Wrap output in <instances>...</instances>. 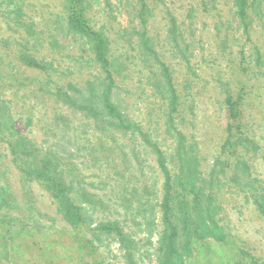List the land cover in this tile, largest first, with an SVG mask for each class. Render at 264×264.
<instances>
[{
	"label": "rangeland",
	"instance_id": "1",
	"mask_svg": "<svg viewBox=\"0 0 264 264\" xmlns=\"http://www.w3.org/2000/svg\"><path fill=\"white\" fill-rule=\"evenodd\" d=\"M89 2L92 22L107 33L116 61L114 100L160 143L169 167L174 164V132L161 96L163 74L139 43V11L146 37L177 90L175 127L195 148L202 171L210 168L226 137L225 95L241 90L243 131L258 149L255 154L245 152L250 154L252 175L264 186V0H249L247 30L235 15L234 0ZM24 10L37 31V42L28 47L43 58L48 71L21 66L15 58L18 38L0 24V40L9 43H0V85L18 129L36 147L51 148L67 160L66 175L75 189L83 187L103 201L88 212L93 227L100 221H118L137 242L134 262L157 264L160 216L156 208L152 213L142 206L150 217L147 222L135 210L138 197L143 195L142 202L150 205L160 197L162 177L153 155L139 140L94 130L57 103L51 95L55 87L96 80L98 69L90 50L67 30L59 0H24ZM172 22L174 35L168 33ZM11 70L16 80L12 83ZM21 115L29 119L27 127L18 121ZM10 160L0 142V187L5 189L1 213L7 214L0 222V264H125L113 237H104L102 243L94 239L92 247L82 248L80 239L93 236L69 228L47 192L37 182H24ZM224 199L232 233L248 253L264 258V222L234 190ZM221 251L203 250L188 264H235L238 252L230 247Z\"/></svg>",
	"mask_w": 264,
	"mask_h": 264
},
{
	"label": "trees",
	"instance_id": "2",
	"mask_svg": "<svg viewBox=\"0 0 264 264\" xmlns=\"http://www.w3.org/2000/svg\"><path fill=\"white\" fill-rule=\"evenodd\" d=\"M59 1L67 30L90 50L99 77L93 81L88 80L81 86L71 82L65 86H57L51 95L58 104L79 114L94 130L121 133L123 137L137 139L153 155L162 177L160 197L154 205H150L148 200L142 202L143 195L138 197L139 205L135 210L136 216L147 222L150 217L143 214L146 211H142V206L150 207L152 213L156 208V213L160 216L155 248L157 264H188L203 250L206 254L218 251L221 255L224 247L238 252L234 255L235 264H264V258L248 253L238 237L232 233L229 214L225 209L224 196L232 189L250 203L264 222V186L252 175L248 158L250 154L245 152L250 150V153L255 154L258 149L243 131L240 103L244 97L242 91L236 95L226 93V137L210 168L202 171L195 148L188 143L184 133L175 127L174 115L179 108L177 90L168 69L159 60L150 39L146 37V21L142 19L143 12L139 11V43L159 65L163 74V81L161 82V78L159 81L163 84L161 96L166 105L167 123L174 132L171 155L174 164L169 167L160 143L124 113L119 103L114 100L116 61L110 53L107 33L92 22L90 13L93 9L89 0ZM121 2L122 0L119 4ZM233 8L236 17L247 30L249 0H234ZM28 22L24 0H0V24L18 38L15 53L17 62L25 68L46 72L48 65L43 58H38L28 47L30 42H37V31ZM171 24L168 33L174 35L175 24ZM0 43L5 46L9 44L7 40H0ZM14 74L15 71H9L10 83L16 81ZM18 121L25 127L29 125V119H24L22 115ZM0 142L6 145L10 161L23 181L37 182L47 192L62 221L74 232H87L93 236V239L86 236L80 239L82 248L92 247L94 239L102 243L104 237H113L119 245L121 259L125 264H136L134 256L137 242L123 231L118 221H100L93 227L92 217L88 212L96 210L97 205H102L103 201L94 194L86 193L83 187L75 189L74 183L69 182L66 175L67 160L60 157L59 153L51 148L36 147L21 133L4 99L1 85ZM4 193L5 189L0 187V222L7 216L1 213L5 206ZM133 193L136 194L137 191L133 190Z\"/></svg>",
	"mask_w": 264,
	"mask_h": 264
}]
</instances>
